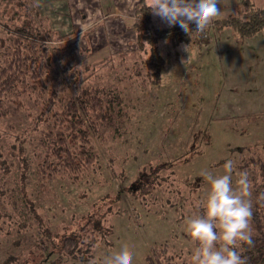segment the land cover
Instances as JSON below:
<instances>
[{
  "label": "rangeland",
  "instance_id": "rangeland-1",
  "mask_svg": "<svg viewBox=\"0 0 264 264\" xmlns=\"http://www.w3.org/2000/svg\"><path fill=\"white\" fill-rule=\"evenodd\" d=\"M18 1L0 0V24L15 27L21 23L28 8L19 7ZM90 3L82 0L80 6L90 9ZM139 3L120 27L118 23L92 24L94 16L87 20L79 18L78 12L66 22L51 14L55 8L37 5L43 26L52 30L51 45L81 49L71 61L77 62L72 68L77 71L76 84L69 82L64 71L66 50L55 53L53 85L65 96L84 88L118 91L123 104L120 113H111L109 123L99 121L92 138L96 159L83 172L66 171L56 162L45 174L39 173L48 155L41 144L42 132L31 129L33 115L0 116V161L4 163L0 170V264L10 255L26 254L40 229L49 225L55 232L64 231L73 218L93 210L106 211L110 218L108 236L94 248L93 264H103L105 257L124 245L133 254L132 264H149L146 256L152 248L163 246L176 262L191 264L196 242L185 228L188 218L204 216L210 185L202 173L227 174L224 164L231 160L232 186L238 189L240 174L245 172L236 165H244L250 157H264L263 34L239 43L232 29H218L219 18L202 35L191 34L189 42L159 39L157 48L165 65L156 84L145 64L149 46L138 48L132 28ZM83 10L82 15L89 14ZM152 18L157 28L169 26L153 12ZM35 22L41 25L37 17ZM227 33L237 47H227ZM58 35L64 38L59 40ZM162 163L168 166L158 176L152 174ZM246 173L251 181L250 196L245 199L252 207L257 175L251 166ZM139 176L152 181L144 186L145 192L137 185ZM117 195L118 200L112 201ZM108 199L109 207L104 205ZM31 206L43 225L34 219Z\"/></svg>",
  "mask_w": 264,
  "mask_h": 264
},
{
  "label": "trees",
  "instance_id": "trees-1",
  "mask_svg": "<svg viewBox=\"0 0 264 264\" xmlns=\"http://www.w3.org/2000/svg\"><path fill=\"white\" fill-rule=\"evenodd\" d=\"M29 2L30 5L27 1H18L19 7L28 8L19 25L11 27L8 23L0 24V116L20 112L30 117L33 115L31 118L34 126L31 129L42 132L41 144L46 146V155H48L39 167V173L45 174L56 162L66 171L83 172L88 166L93 165L96 159L92 138L99 129V121L109 123L112 119L111 113L115 111L120 113L122 96L118 91L111 94L103 88L94 90L84 88L75 95H62L53 85L52 72L57 58L54 55L60 53L59 49L66 50L65 68L64 64L63 68L68 73L69 82L76 84L77 71L72 68L77 62L71 64V61L81 49L78 46L70 48L68 47L70 44L62 47L51 45L52 30L43 26L44 17L37 8L39 2L37 0H29ZM148 5L145 1H140L132 28L136 32L138 48L142 51L147 50L146 46H149L150 55L145 61L147 74L152 83L159 84L165 59L158 51V40L189 42L191 36L178 24L165 28L155 27L152 10ZM36 17L41 25L35 22ZM217 23L220 30L230 27L234 39L243 43L259 33L264 35V8L256 7L250 0H241L234 14ZM190 27L193 28L195 25L191 24ZM57 38L61 40L64 37L58 35ZM33 99L36 105L30 103ZM40 126L42 128H39ZM49 157L53 159L50 160ZM2 163L0 161V170L4 164ZM166 166L168 165L163 163L158 165L152 174L158 176ZM236 166L245 173L246 167L251 166L257 175L253 177V180H256L253 183L255 202L251 207L250 220L253 243L244 244L238 250L246 258L247 264H264V157H250L245 160L244 165ZM142 177L148 179L145 174ZM136 182L145 192L144 186L152 181L150 177L149 180H143L139 176ZM118 198L119 195L112 201L115 202ZM110 202L109 199L105 200L104 205L109 207ZM30 208L34 219L43 225L37 210L33 206ZM105 213L106 211L93 210L75 217L72 219L73 223L67 225L64 231L55 232L49 225L40 229L36 242L26 254L23 253L25 257L21 254L10 255L4 264H93L94 248L108 236L110 218H106ZM167 248L166 246L160 250L152 248L151 255L146 256L148 263L186 264L176 262L174 257L167 253Z\"/></svg>",
  "mask_w": 264,
  "mask_h": 264
},
{
  "label": "clouds",
  "instance_id": "clouds-1",
  "mask_svg": "<svg viewBox=\"0 0 264 264\" xmlns=\"http://www.w3.org/2000/svg\"><path fill=\"white\" fill-rule=\"evenodd\" d=\"M220 0H150L152 12L169 26L179 25L183 31L202 35L205 29L220 15ZM195 25L193 30L190 25ZM227 174L215 176L211 172L202 175L210 185L204 216L188 218L185 231L196 242L191 264H247L238 250L244 244L253 243L250 220V181L247 173H241L238 189L232 186L231 160L224 164ZM133 254L127 245L120 251L105 257L103 264H132Z\"/></svg>",
  "mask_w": 264,
  "mask_h": 264
},
{
  "label": "crops",
  "instance_id": "crops-1",
  "mask_svg": "<svg viewBox=\"0 0 264 264\" xmlns=\"http://www.w3.org/2000/svg\"><path fill=\"white\" fill-rule=\"evenodd\" d=\"M37 1L39 3H41L40 7L42 6V7L46 8L47 6H49L52 9L55 8L54 9L55 12L53 11L51 14H53L56 18H59V19L61 17H63L64 20H66V22L69 20V18L72 17L73 13L75 14L78 12L79 18L85 17L88 20L89 15L94 16V21L92 22V24L94 22L102 23V24L106 23L108 25L111 23H118L119 27L122 25V23L124 22L125 19L127 21V19L129 17H131V15H133V14H131L132 8L136 7V5H137L136 3L138 1L140 2V0H86V1H91L90 4H92V6H90V9H89V7L80 6V1H82V0H37ZM145 1L150 3L149 0H145ZM240 1L241 0H220L219 7L221 9V12H220V15L216 18V20L219 18L223 19V18H226V17L234 14V12L236 10V6L238 5V3ZM250 1H252L256 7L261 8V9L264 8V0H250ZM56 8H61V9L60 10L58 9V11H56L57 10ZM85 8H86V11L89 12V14L82 15V13H80V12ZM83 12H84V10H83ZM86 25L87 24L84 23V26H86ZM211 26H213V22H212ZM123 27L125 29L128 28L127 25H125V23L123 24ZM113 30L114 29H112V31ZM117 30H119V29H117ZM230 31H231L230 27H226V29L224 28L222 30V32H230ZM259 34H257V35H259ZM257 35H255V36H257ZM261 35H262V33H261ZM227 36H229V33H227ZM254 37H251L248 39L250 40ZM227 42H230L227 45V47H229L230 45H231V48L237 47V46H235L236 41L235 42L232 41V36L231 37L229 36V41H227Z\"/></svg>",
  "mask_w": 264,
  "mask_h": 264
}]
</instances>
